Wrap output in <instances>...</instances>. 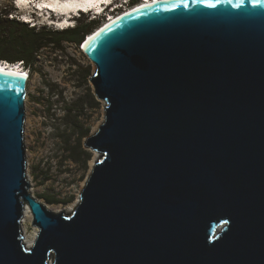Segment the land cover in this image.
Listing matches in <instances>:
<instances>
[{"label": "water", "instance_id": "1", "mask_svg": "<svg viewBox=\"0 0 264 264\" xmlns=\"http://www.w3.org/2000/svg\"><path fill=\"white\" fill-rule=\"evenodd\" d=\"M93 35L102 156L70 214L29 191L27 77L0 69V264H264V0H162Z\"/></svg>", "mask_w": 264, "mask_h": 264}, {"label": "rangeland", "instance_id": "2", "mask_svg": "<svg viewBox=\"0 0 264 264\" xmlns=\"http://www.w3.org/2000/svg\"><path fill=\"white\" fill-rule=\"evenodd\" d=\"M15 2L0 0V11L5 14V20L11 16L20 20L21 12L27 11L19 10L16 7L19 1ZM79 18L89 20L92 17L84 14ZM98 20L105 21V17ZM41 22L38 21L41 26L57 29ZM76 23L81 21L76 18ZM3 27H10V23L3 21ZM18 50L15 44L7 42L0 46V52L11 58ZM36 56L29 70L26 96V108L34 121L28 124L30 143L27 144L26 173L34 179L33 194L49 210L70 214L80 202V193L95 161L102 156L98 151L95 156L96 150L87 147L86 140L104 123L106 103L101 101L99 104L93 96L91 76L96 67L80 44L65 40L63 51L42 45ZM69 107L72 108L70 111ZM22 227L30 236L39 231V227L33 225V214Z\"/></svg>", "mask_w": 264, "mask_h": 264}, {"label": "trees", "instance_id": "3", "mask_svg": "<svg viewBox=\"0 0 264 264\" xmlns=\"http://www.w3.org/2000/svg\"><path fill=\"white\" fill-rule=\"evenodd\" d=\"M136 1L137 0H132V4L137 3L139 0ZM1 12L2 11H0V46L2 43L7 42L15 44L19 50L12 56L13 58L0 52V61H23L29 70H31L34 59L37 57L38 49H40L42 45H50L55 51H63V42L65 40L79 45L87 34L89 35L102 23V21L95 18L89 20L78 18L81 23H77L74 27L66 29H53L46 26L37 28L15 18L9 19L6 17L5 20L3 17L5 14H1ZM3 21H8L10 27H3ZM93 96L95 97V95ZM97 102L99 104L101 103L99 100H97ZM68 109L70 111L72 108L69 107Z\"/></svg>", "mask_w": 264, "mask_h": 264}, {"label": "bare ground", "instance_id": "4", "mask_svg": "<svg viewBox=\"0 0 264 264\" xmlns=\"http://www.w3.org/2000/svg\"><path fill=\"white\" fill-rule=\"evenodd\" d=\"M18 1L19 2L17 4L20 5L21 10L22 9L26 10V8L28 7V3L30 1H32V0H18ZM35 1H37L36 4L40 5L41 7L46 4L47 6L51 7L53 10H58V11L62 12L61 13L62 15H59L56 18L46 16L45 20L44 19L41 20L42 21L41 23H43V24L55 25L57 28H60V29L61 28L66 29L67 28L66 26L69 25V27H71L74 24L73 21L75 20V18H73L71 14L75 13V11H77V12H85V11H89V10H92V9H95V8H97L100 11H102V9H103V11H105L108 8L107 6L109 4H111V3L113 4V2H114V0H102V1L101 0H42V2H44V3L40 2L39 0H35ZM160 1H162V0H144V1H141V3L137 2L138 4L137 3H135V5L133 4L134 5L133 7H127L124 10H122L121 12H119L118 14H115L114 16H111L109 18V20H106V22H104L103 24L113 21L116 17H118V16L122 15L123 13H126V12H128L130 10H133L134 8H140L142 6H146L148 4L157 3V2H160ZM21 13H26V15H24V18H25V19H23L24 21H31V19L39 20V18L36 17V16L31 18L30 17L31 15L28 14L27 11L26 12L22 11ZM45 15L46 14L44 13L43 16H45ZM59 17H62V18H59ZM100 27L101 26H99L98 28H96L94 31H92L89 34V35H91V34L92 35L89 36L87 38L86 42L84 43V49L87 48L89 42L94 37L93 33L97 29H99ZM0 69L3 70V71H6V72L12 73L13 75H17V76L20 75V76L27 77V75H28L27 82H29V80H30L29 71L26 70L27 68H22V65L19 64L18 62H8V61H5V60H1L0 61ZM31 121H33V120H31V118L29 117V111L26 108V115H25V122H24V131H23L26 160H27V154H26L27 153V144L29 142L28 133H27L29 131L28 124ZM32 129H33V127H32ZM95 156H98L97 151H96V155ZM26 175H27L26 179L30 183L29 191L33 193L34 189L32 188V186H33L32 182H33L34 179H33V177L30 174L29 175L26 174ZM23 213L24 214H23L22 223L25 224L27 219L31 220L32 214H33L31 209H30V207H29V205L27 203L24 206ZM38 232L34 236H30L28 234H25L24 242H25V244L28 247H32L34 245V243L36 241V238H37V235H38ZM50 264H53V260H51Z\"/></svg>", "mask_w": 264, "mask_h": 264}, {"label": "built area", "instance_id": "5", "mask_svg": "<svg viewBox=\"0 0 264 264\" xmlns=\"http://www.w3.org/2000/svg\"><path fill=\"white\" fill-rule=\"evenodd\" d=\"M141 1H144V0H139L138 2H141ZM132 3V0H117V1H115L114 2V4L112 5V8H111V10H109L108 9V12H107V17H106V19L107 20H109V18L111 17V16H114L115 14H118L119 12H121L122 10H124L125 8H127V7H125V5H130ZM124 7V8H123ZM130 7V6H129ZM12 18L11 19H13L14 17L13 16H11ZM21 21H24L23 19H24V16H21V17H18ZM38 21L39 20H32V21H24V22H26V23H28L30 26H35V27H37V28H39L40 26H41V24H39L38 23ZM40 22V21H39ZM43 24V23H42ZM46 25V24H45ZM51 26H54L55 28H57L55 25H51ZM67 28H70L69 27V25L68 26H66ZM71 27H74L73 25L71 26ZM57 29H60V28H57ZM61 29H63V28H61ZM90 35H86L85 36V38H84V40H82L81 42H80V47L83 49V50H85L84 49V43L86 42V40H87V38L89 37ZM92 62V61H91ZM18 63L19 64H21L22 65V68H27L26 66H25V64H24V62L23 61H18ZM93 63V62H92ZM94 64V63H93ZM27 71H29V69L27 68L26 69Z\"/></svg>", "mask_w": 264, "mask_h": 264}, {"label": "clouds", "instance_id": "6", "mask_svg": "<svg viewBox=\"0 0 264 264\" xmlns=\"http://www.w3.org/2000/svg\"><path fill=\"white\" fill-rule=\"evenodd\" d=\"M16 3V2H15ZM80 14H82V12H77L75 11V13L71 14L73 18H75L74 20V24L73 26H75L77 23H76V18L78 19L80 17ZM92 18H95V19H101L103 18L104 19V16L103 15H100V16H96L94 13L91 15ZM104 22V20L102 21Z\"/></svg>", "mask_w": 264, "mask_h": 264}, {"label": "flooded vegetation", "instance_id": "7", "mask_svg": "<svg viewBox=\"0 0 264 264\" xmlns=\"http://www.w3.org/2000/svg\"><path fill=\"white\" fill-rule=\"evenodd\" d=\"M137 1H138V0H137ZM137 1H136V2H137Z\"/></svg>", "mask_w": 264, "mask_h": 264}]
</instances>
